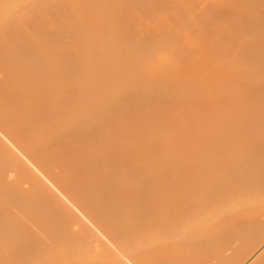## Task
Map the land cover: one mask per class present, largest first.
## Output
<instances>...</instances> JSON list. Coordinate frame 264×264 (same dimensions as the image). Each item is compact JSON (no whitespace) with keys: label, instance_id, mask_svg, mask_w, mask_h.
<instances>
[{"label":"bare ground","instance_id":"obj_1","mask_svg":"<svg viewBox=\"0 0 264 264\" xmlns=\"http://www.w3.org/2000/svg\"><path fill=\"white\" fill-rule=\"evenodd\" d=\"M27 6L0 0V264L44 220L68 264H264V0Z\"/></svg>","mask_w":264,"mask_h":264},{"label":"rangeland","instance_id":"obj_2","mask_svg":"<svg viewBox=\"0 0 264 264\" xmlns=\"http://www.w3.org/2000/svg\"><path fill=\"white\" fill-rule=\"evenodd\" d=\"M10 3H13V6H16L17 7V9H18V11H23L25 8H28L29 6H27L32 0H8ZM25 7V8H24ZM1 165H2V168H1ZM5 164H0V168L3 170V168H5L6 169V171H7V169L9 168L10 169V167H8V168H6V166H4ZM4 166V167H3ZM4 171V170H3ZM8 171H10V170H8ZM5 172V171H4ZM11 172V171H10ZM10 172H5L7 175L10 173ZM1 198V197H0ZM8 201V204L9 203H11V207L13 206V204L14 203H12V202H9V201H11V199L9 198L8 199V197L6 198ZM2 200H3V198H2ZM1 200V202L3 203V201L5 200H3L2 201ZM13 200V199H12ZM6 201V200H5ZM30 202L32 203V201L30 200ZM6 203V202H5ZM29 204L30 206H29V208H32V204ZM33 203H34V205H35V203H37V202H35V201H33ZM4 204V203H3ZM1 205L0 206V208L2 209L3 207L2 206H5V205ZM32 205V206H31ZM7 206H9V205H7ZM38 206V205H37ZM37 206L35 205V207H36V209H37ZM10 207V206H9ZM38 207H40V208H43V207H41V205H39ZM5 208V207H4ZM8 208V207H7ZM49 209H51V208H49ZM48 208H45L44 207V209H42V210H49ZM5 210L7 211H11V210H9V209H6L5 208ZM13 211H14V209H12ZM38 210V209H37ZM50 211V210H49ZM14 212H17V211H14ZM39 212H41L40 210H39ZM47 213H48V211H46ZM27 213V212H26ZM51 213H53V211L51 212ZM50 213V214H51ZM20 214V213H19ZM23 214V213H22ZM45 213H44V211H43V215H44ZM49 214V213H48ZM54 214V213H53ZM51 215V216H54L53 218L54 219H52V220H54V221H56V220H58V218L56 219L55 217H57L56 215ZM24 215V218L21 220L22 222H24L25 220H29V218H28V215L27 214H23ZM23 215H22V217H23ZM27 216V217H26ZM25 217L27 218V219H25ZM48 217V216H47ZM20 218H21V215H20ZM44 218H46V216L44 217ZM43 218V219H44ZM48 218H50V215H49V217ZM52 218V217H51ZM47 219V218H46ZM48 221H49V219H47ZM17 221V220H16ZM20 221V220H19ZM50 221H51V219H50ZM15 222V221H14ZM22 222H20V223H22ZM44 222H46L45 220H44ZM43 221H42V224H39L38 222H27V223H25L24 222V224L23 225H21V224H19L18 222H15V224L13 223V222H7L6 224H5V226H4V228H7V226H8V228L7 229H11V227H17V229L19 228L20 229V227H18V225H21V230H22V233H24V234H26V235H28V234H34V243H36V245H35V249L33 250V248H32V250H30V252H29V254L27 253V254H25L23 251H25L26 252V248L22 251V255H23V257H24V259H23V261H22V264H68V258H67V255H68V253H66V257L65 256H63L65 253H63V257H65V258H63L60 254H61V252H59L57 249H58V247H59V243H60V241H61V239H60V241H59V239L56 241V240H54V238L53 237H51V235H53V234H51L53 231L51 230H49L50 228V226H45L46 224L44 223ZM61 222V221H60ZM11 225H10V224ZM45 225H44V224ZM50 223V222H49ZM52 223H53V221L50 223V225H52ZM53 224H58L57 225V227H53L52 228V226H51V228L52 229H54V231L58 234V235H60L59 234V232H57V230H62L63 228V225H62V223L60 224L59 223V220L58 221H56V222H54ZM59 224L62 226H60L59 227ZM11 227H10V226ZM55 225V226H56ZM66 226H68V225H66ZM65 226V224H64V228L66 227ZM13 227V228H14ZM43 227H45V228H47L46 230H44V228ZM58 227L60 228V229H58ZM62 228V229H61ZM68 228H71V227H69L68 226ZM68 228H67V232L68 231H72L73 233H71V232H69V236H70V233H71V235H73V238H75L74 239V241H72V243H74L75 242V244H73L72 245V247H70L69 249L66 247L67 245H70V243H68L67 242V245L66 246H64L66 249H68V250H71V248H74L75 249V247H76V249H77V246L76 245H79V243H77L78 242V240L79 239H77L76 240V235H75V232L73 231L74 230V228H73V230H72V228H71V230H68ZM66 229V228H65ZM64 229V230H65ZM48 230V231H47ZM64 230H62V231H64ZM51 233H50V232ZM47 232H49L50 234H48ZM64 233V232H60L61 233V235H64L65 236V234H67L66 235V238H64V239H67V241L69 240L68 239V233ZM62 233H64V234H62ZM55 234V233H54ZM35 235H37V236H35ZM56 235V234H55ZM58 235H56V236H58ZM60 235V237H62ZM75 235V236H74ZM63 236V237H64ZM55 237V236H54ZM57 238V237H56ZM55 238V239H56ZM59 238V237H58ZM69 238H71V237H69ZM72 238V239H73ZM49 239H53L52 241L56 244L57 243V249L55 250V245L54 246H52L53 248H51V247H48V244L50 245L51 243H50V241H49ZM71 239V240H72ZM76 240V241H75ZM63 241V240H62ZM81 242V241H80ZM53 243V244H54ZM65 243V241L62 243V245ZM71 243V244H72ZM81 243H83L82 245H84V247H85V245H86V243L84 244V242L82 241ZM74 245H75V247H74ZM61 246V245H60ZM80 247H81V245H79ZM79 246H78V248H79ZM84 247H81V249L83 248V250L85 249V251L87 252V250H88V248H87V245H86V248H84ZM52 250H54V251H50L51 249ZM62 248V247H61ZM64 248V249H65ZM60 249V248H59ZM75 249V250H76ZM80 249V248H79ZM79 250L81 253H82V250ZM87 249V250H86ZM90 249V248H89ZM73 250V249H72ZM29 250H27V252H28ZM32 251V252H31ZM61 251H62V249H61ZM66 252H68L67 250H65ZM85 251H84V253H85ZM89 251H91V249L89 250ZM5 255H3V257L5 256V258L7 257V258H9L8 256H9V254H7V256H6V253H4ZM24 254L26 255V256H24ZM21 255V256H22ZM27 255H29V257H27ZM20 256V257H21ZM67 258V259H66ZM66 259V260H65ZM21 260H22V258H21ZM20 260V261H21ZM64 261V262H63ZM67 262V263H66Z\"/></svg>","mask_w":264,"mask_h":264}]
</instances>
